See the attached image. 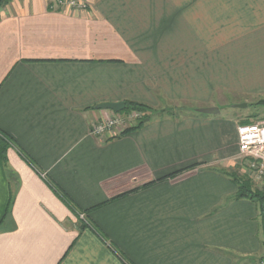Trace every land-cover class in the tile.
I'll use <instances>...</instances> for the list:
<instances>
[{
    "label": "crops",
    "instance_id": "crops-1",
    "mask_svg": "<svg viewBox=\"0 0 264 264\" xmlns=\"http://www.w3.org/2000/svg\"><path fill=\"white\" fill-rule=\"evenodd\" d=\"M49 7L0 6V264H264L246 118L217 107L264 97V0ZM118 102L149 121L91 136Z\"/></svg>",
    "mask_w": 264,
    "mask_h": 264
},
{
    "label": "built area",
    "instance_id": "built-area-1",
    "mask_svg": "<svg viewBox=\"0 0 264 264\" xmlns=\"http://www.w3.org/2000/svg\"><path fill=\"white\" fill-rule=\"evenodd\" d=\"M88 7V0H50L51 10L77 9ZM143 118V112L125 111L122 113L104 114L103 117L91 125L89 133L97 138H115L125 130L134 127ZM239 154L244 160L245 172L259 190L264 192V120H251L246 124H239L236 128ZM82 219L83 216L80 215ZM264 224V222H263Z\"/></svg>",
    "mask_w": 264,
    "mask_h": 264
},
{
    "label": "trees",
    "instance_id": "trees-1",
    "mask_svg": "<svg viewBox=\"0 0 264 264\" xmlns=\"http://www.w3.org/2000/svg\"><path fill=\"white\" fill-rule=\"evenodd\" d=\"M6 1L8 0H0V6L4 5ZM263 104H264V101H263ZM130 110L131 111L136 110V111L143 112V118L137 123V125L125 130L121 135L132 132L136 130L137 128L141 127L142 125H144L147 121H149L151 117L150 113H152L150 108L147 107L146 105L126 103V111H130ZM192 111L196 112V109H193ZM250 121L251 120H248V118H246V119L239 121V124H246V123H249ZM6 140L7 139L3 135H0V148L3 154V160H6V147H7ZM173 176H175V174L168 175L167 177H173ZM241 179L243 178L241 177V178L232 179V181L235 183L237 187L235 198L236 199L248 198L250 200H254L255 202H257L260 206V215L262 218V222H264V192L256 188L253 189L251 186V183L244 182V180H241ZM147 185H144V186H147Z\"/></svg>",
    "mask_w": 264,
    "mask_h": 264
},
{
    "label": "rangeland",
    "instance_id": "rangeland-1",
    "mask_svg": "<svg viewBox=\"0 0 264 264\" xmlns=\"http://www.w3.org/2000/svg\"><path fill=\"white\" fill-rule=\"evenodd\" d=\"M264 97L260 100H248V103L246 104L245 102L240 101L239 99H233L231 97L227 98V101L222 105H218L221 113L231 115L232 113L237 116H241L243 118H248V120H264ZM229 102H238V103H229ZM240 104H246V108H234V105H240ZM125 111V110H124ZM122 111V112H124ZM120 112V113H122ZM180 115V114H178ZM239 159L242 160L240 154H239ZM244 163V160H242V164ZM244 182H249L251 183V186L253 189H259V184L256 185L253 181H251L250 177L246 173L243 177Z\"/></svg>",
    "mask_w": 264,
    "mask_h": 264
},
{
    "label": "water",
    "instance_id": "water-1",
    "mask_svg": "<svg viewBox=\"0 0 264 264\" xmlns=\"http://www.w3.org/2000/svg\"><path fill=\"white\" fill-rule=\"evenodd\" d=\"M236 107L237 108H246L247 105L246 104H240V105H236ZM125 109H126V104L124 102L103 103V104H99L95 107V110L109 111L112 113H120V112L124 111ZM197 112L201 113V114H205V115H216L219 113V110L216 107H209V108L197 109Z\"/></svg>",
    "mask_w": 264,
    "mask_h": 264
}]
</instances>
